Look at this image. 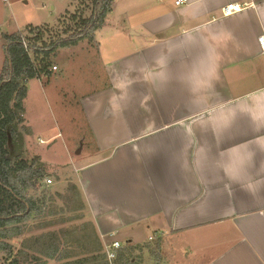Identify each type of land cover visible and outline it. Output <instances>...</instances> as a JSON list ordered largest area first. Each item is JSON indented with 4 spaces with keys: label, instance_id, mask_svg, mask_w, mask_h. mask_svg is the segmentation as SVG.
Here are the masks:
<instances>
[{
    "label": "crops",
    "instance_id": "0c3cea01",
    "mask_svg": "<svg viewBox=\"0 0 264 264\" xmlns=\"http://www.w3.org/2000/svg\"><path fill=\"white\" fill-rule=\"evenodd\" d=\"M177 1L114 0L95 36L104 84L80 101L90 159L66 184L104 252L161 241L132 264H264V0ZM46 78L28 82L26 125ZM13 154L39 156L24 138Z\"/></svg>",
    "mask_w": 264,
    "mask_h": 264
},
{
    "label": "trees",
    "instance_id": "16d2710c",
    "mask_svg": "<svg viewBox=\"0 0 264 264\" xmlns=\"http://www.w3.org/2000/svg\"><path fill=\"white\" fill-rule=\"evenodd\" d=\"M113 4L114 0H75L74 11H67L55 25H29L23 32L3 34L6 44L0 71V264H28L30 260L32 264H48L49 260L57 261L55 264H109L89 221L70 232L69 237L79 234L73 236L75 245L52 232L35 237L30 245L24 242L23 248L14 252L10 241L24 234L23 225L29 220L55 217L82 220L86 218L87 208L76 183L71 182L64 191L50 195L44 181L51 176L59 180L58 176L49 172V166L40 156L32 160L14 156L10 145L15 146L23 134L31 133L24 118L28 82L52 75V59L60 49L75 47L84 40L97 44L96 32L105 24ZM88 10L91 12L87 16ZM56 199L62 205L57 209L51 205L47 211L48 204ZM63 241L70 245L63 247ZM147 248L156 258L160 257L161 241L155 240L122 247L116 264H132L137 252Z\"/></svg>",
    "mask_w": 264,
    "mask_h": 264
},
{
    "label": "rangeland",
    "instance_id": "374dc122",
    "mask_svg": "<svg viewBox=\"0 0 264 264\" xmlns=\"http://www.w3.org/2000/svg\"><path fill=\"white\" fill-rule=\"evenodd\" d=\"M74 9L75 0H8L6 3L0 0V34L12 35L23 32L29 25L40 27L55 25L67 11H74ZM90 12L88 10L86 15H90ZM113 17L119 20V7L110 16L111 20ZM5 44L6 41L1 36L0 60L3 62ZM95 45L89 40H84L78 48L61 49L52 59L54 64L60 66V71L45 79L46 93L35 98L30 96L26 101L25 108L30 120L27 125L32 132L23 134L22 138L30 150L39 155L49 166V172L54 175L56 173L62 178L59 184L58 180L52 176L50 177L52 184H47V179L44 181L48 185L46 189L50 195L66 189L69 183L66 184L65 179L77 180L75 167L90 159L92 140L80 101L81 97L104 84L93 55ZM33 131L34 135H32ZM10 146L12 151H15V146ZM55 203H49L47 211L50 210L51 205V208L56 209L62 205L58 199ZM87 221V216L82 220H64L61 217L33 218L23 225L24 234L11 240L10 243L15 247L16 253L23 248L24 242L30 245L29 243L35 237L55 232L62 240L67 238L72 245H75L74 237L79 234L73 235L74 237H69V234L75 227ZM144 236L145 234L140 235L139 239H143ZM31 262L32 260L28 264H32ZM56 262L49 260L47 263L55 264Z\"/></svg>",
    "mask_w": 264,
    "mask_h": 264
},
{
    "label": "built area",
    "instance_id": "2783aa9c",
    "mask_svg": "<svg viewBox=\"0 0 264 264\" xmlns=\"http://www.w3.org/2000/svg\"><path fill=\"white\" fill-rule=\"evenodd\" d=\"M3 2H8V0H3ZM188 3V0H178L176 2V5H183ZM248 7V5L246 4H229L226 5L222 8V14L224 17H228L231 16L233 14L239 13L241 11H243L244 9H246ZM259 42L261 44V48L264 50V37H261L259 39ZM26 46V45H25ZM53 70L56 71L57 67H53ZM42 142V141H41ZM47 184H52L53 181L52 179L48 178L46 180ZM157 237V235H156ZM155 236L150 237V240H154L156 238ZM123 247L122 243L119 241H114L113 243H111L110 245H107L105 248V252H106V256H107V260L109 262V264H116V260L118 259V251Z\"/></svg>",
    "mask_w": 264,
    "mask_h": 264
},
{
    "label": "water",
    "instance_id": "95a60500",
    "mask_svg": "<svg viewBox=\"0 0 264 264\" xmlns=\"http://www.w3.org/2000/svg\"><path fill=\"white\" fill-rule=\"evenodd\" d=\"M78 153H80V152L78 151Z\"/></svg>",
    "mask_w": 264,
    "mask_h": 264
}]
</instances>
